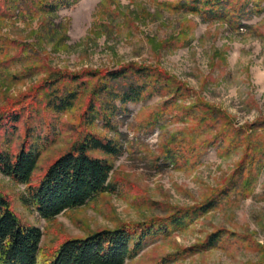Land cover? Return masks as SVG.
<instances>
[{
    "label": "rangeland",
    "instance_id": "374dc122",
    "mask_svg": "<svg viewBox=\"0 0 264 264\" xmlns=\"http://www.w3.org/2000/svg\"><path fill=\"white\" fill-rule=\"evenodd\" d=\"M176 2L77 0L54 14H0V114L23 107L28 119L14 136L2 131L1 148L17 152L29 131H38L46 145L36 180L77 139L91 90L56 115L45 94L52 72L84 79L126 65L149 66L181 89V95L156 93L129 103L113 129L103 120L90 127L119 139L123 151L117 157L96 153L113 162L117 189L84 206L46 220L25 205L27 186L0 172V191L24 222L43 231V259L67 238L198 207L230 187L217 207L170 237L149 241L125 264H156L185 249L193 251L169 264H264V0L262 14L243 23L248 28L206 22L175 9ZM238 131L243 142L235 144ZM169 148L179 153L175 163L165 157ZM219 231L222 240L206 247Z\"/></svg>",
    "mask_w": 264,
    "mask_h": 264
},
{
    "label": "trees",
    "instance_id": "16d2710c",
    "mask_svg": "<svg viewBox=\"0 0 264 264\" xmlns=\"http://www.w3.org/2000/svg\"><path fill=\"white\" fill-rule=\"evenodd\" d=\"M76 1L0 0V14L5 18L11 17L17 10L54 14L59 6ZM177 1L174 5L179 11L197 14L206 22L220 21L235 28H248L249 25L243 23L263 12L262 0ZM51 75L45 83V94L48 109L56 115L73 109L83 93L91 87L77 139L50 163L37 180L34 174L42 156V144L46 145L45 141L39 139V132L29 131L28 140L17 152L2 149L0 143V172L14 182L27 186V194L23 196L25 205L35 208L46 220H52L63 212L84 206L96 197L117 189L112 182L113 162L96 153L117 157L122 154L123 143L119 139L101 137L89 131L90 127L103 120L106 127L113 129L117 116L128 111L129 103L142 102L156 93L174 96L181 91L180 88L174 89L158 68L149 66L126 65L104 73H92L90 78L84 79L81 75H63L60 72H52ZM170 101L174 100L169 99L166 106ZM25 110L15 107L1 112L0 137L2 131L10 137L14 136L19 125L28 121ZM233 135L235 144L243 142L240 131ZM218 140L219 137L211 143L217 144ZM172 149L175 148L167 149L165 157L175 163L179 153ZM260 154H264V148ZM255 157V153L251 155V159ZM249 158L250 152L246 155V159ZM242 174L240 170L239 176ZM230 192L231 188L227 187L198 207L179 209L162 218L124 223L113 229L93 232L87 237L67 238L43 259V231L24 222L14 210L9 197L0 191V264H125L127 260L138 257L149 241L168 238L175 230L184 229L193 218L217 207ZM222 238L221 231L214 233L206 247L217 245ZM191 251H176L156 264H169L177 256Z\"/></svg>",
    "mask_w": 264,
    "mask_h": 264
}]
</instances>
